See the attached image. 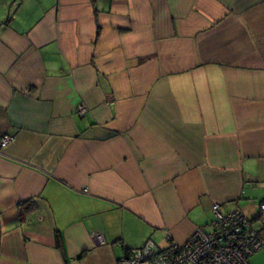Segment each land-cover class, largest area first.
Here are the masks:
<instances>
[{
    "label": "crops",
    "instance_id": "1",
    "mask_svg": "<svg viewBox=\"0 0 264 264\" xmlns=\"http://www.w3.org/2000/svg\"><path fill=\"white\" fill-rule=\"evenodd\" d=\"M3 134L0 264H115L214 203L261 230L264 0H0Z\"/></svg>",
    "mask_w": 264,
    "mask_h": 264
},
{
    "label": "built area",
    "instance_id": "2",
    "mask_svg": "<svg viewBox=\"0 0 264 264\" xmlns=\"http://www.w3.org/2000/svg\"><path fill=\"white\" fill-rule=\"evenodd\" d=\"M78 114L86 108L78 105ZM14 140L9 134L0 136V146ZM258 221L261 230L253 227L238 210L222 213L219 204L211 206L213 217L207 228L198 227L183 242H170L159 247L153 240H147L139 248H132L115 264H249L248 258L264 248V203L259 205ZM99 244H104V236L91 233Z\"/></svg>",
    "mask_w": 264,
    "mask_h": 264
},
{
    "label": "trees",
    "instance_id": "3",
    "mask_svg": "<svg viewBox=\"0 0 264 264\" xmlns=\"http://www.w3.org/2000/svg\"><path fill=\"white\" fill-rule=\"evenodd\" d=\"M35 198H30L24 202H21L17 206L18 216L20 218L25 217L29 212L33 211L36 208ZM54 245L58 248L62 253L64 252L62 246L61 235L58 230L55 231L54 235Z\"/></svg>",
    "mask_w": 264,
    "mask_h": 264
}]
</instances>
